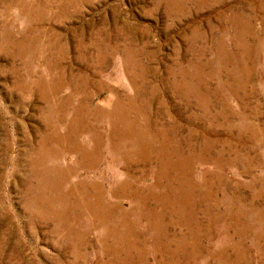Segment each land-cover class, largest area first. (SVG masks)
Instances as JSON below:
<instances>
[{
  "label": "rangeland",
  "instance_id": "obj_1",
  "mask_svg": "<svg viewBox=\"0 0 264 264\" xmlns=\"http://www.w3.org/2000/svg\"><path fill=\"white\" fill-rule=\"evenodd\" d=\"M0 264H264V0H0Z\"/></svg>",
  "mask_w": 264,
  "mask_h": 264
},
{
  "label": "bare ground",
  "instance_id": "obj_2",
  "mask_svg": "<svg viewBox=\"0 0 264 264\" xmlns=\"http://www.w3.org/2000/svg\"><path fill=\"white\" fill-rule=\"evenodd\" d=\"M66 88V87H65ZM64 90V89H63ZM65 94V93H64ZM112 94H113V92H112ZM111 93H100L99 94V96H98V101H97V103L99 104V103H104L105 105L106 104H109V103H111L112 102V96L114 95H112ZM114 100V99H113ZM113 105V104H112ZM105 108V107H104ZM109 110V109H108ZM71 119V118H70ZM82 125V124H81ZM60 126V125H59ZM81 128V127H80ZM55 130V129H54ZM79 131H87V128H81ZM104 138V137H103ZM100 140V139H99ZM64 145V144H63ZM52 149V148H51ZM78 150H80V147H79V145H78V143H76L75 144V147H74V150H66L65 152H64V155H67L68 153H75V152H77ZM90 157V156H89ZM89 160V159H88ZM88 163V162H87ZM165 166V165H164ZM151 168V167H150ZM178 189V188H177ZM77 190V189H76ZM79 192V191H78ZM81 194V193H80ZM86 203V202H85ZM87 210V209H86ZM146 231V230H145Z\"/></svg>",
  "mask_w": 264,
  "mask_h": 264
}]
</instances>
